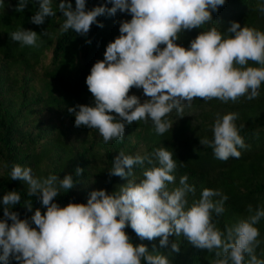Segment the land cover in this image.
<instances>
[{"label":"clouds","instance_id":"1","mask_svg":"<svg viewBox=\"0 0 264 264\" xmlns=\"http://www.w3.org/2000/svg\"><path fill=\"white\" fill-rule=\"evenodd\" d=\"M33 2L38 9L30 17L32 23H44L45 17L55 16L58 9L65 18L61 31L81 35L87 34L92 24L103 26L99 16H114L117 11L130 14V19L120 21L119 35L106 44L103 59L92 64L85 78L93 104L68 108L74 126L97 129L105 143L123 138L125 124L138 120H151L155 132L162 135L172 126L167 115L173 110L182 112L184 102L194 98L227 102L241 96L252 100L264 82V32L260 30L232 21L225 28L231 35L211 27L198 32L187 48L175 42L182 31L213 20L212 12L225 0H104L87 10L86 0H75L74 7L71 0H58L55 9L54 0H17L15 10L21 12ZM5 3L0 0V8ZM258 11L264 13V4ZM11 39L36 46L38 34L21 27L11 33ZM132 87L142 88L148 99L141 102L137 95H129ZM236 119L233 112L218 114L213 138L200 139L201 145L213 149L217 159L239 158L238 148L246 147ZM152 156L158 165H153ZM172 157L165 147L143 156L121 151L109 170L110 176L128 177L118 191L93 189L86 203L70 201L64 206L54 198L62 189L65 192L74 187L72 175L37 179L30 167L13 164L10 178L25 181L27 196H37L46 207L43 214L35 209L30 219H21L10 210L21 202L20 193L12 190L0 197L4 206L0 264H10V258L17 264H170L166 255L150 252L142 243L133 244L125 232L128 226L141 239L159 237L161 246H167L174 234L183 235L198 248L221 249L223 255L216 264H245L246 256V264H264V259L254 254L259 243L255 225L264 218V208L253 210L249 205L246 219L221 232L213 222V213L224 211L228 197L218 189L204 188L199 199L189 205L187 196L195 189L187 183V175L180 177L179 186L168 188L175 179ZM145 162L153 166L144 169L143 179H131L133 166ZM82 171L75 169L77 175ZM24 204L31 209V201ZM170 247L173 252L180 250L177 241ZM216 255L221 256V252Z\"/></svg>","mask_w":264,"mask_h":264},{"label":"trees","instance_id":"2","mask_svg":"<svg viewBox=\"0 0 264 264\" xmlns=\"http://www.w3.org/2000/svg\"><path fill=\"white\" fill-rule=\"evenodd\" d=\"M102 2L104 0H86V10ZM56 3L58 0L53 2L54 9ZM71 3L74 7L75 0H71ZM16 4L17 0H6L5 7L0 8V57L11 65L22 66L24 72H29L42 65L44 58L49 56L48 64L42 65L46 85L41 93L40 103L56 109L77 104L92 105L93 97L87 88L85 78L92 64L103 59L106 44L119 35L120 21L130 19V14L117 11L114 16H99L97 19L103 26L97 27L96 24H92L89 32L81 35L72 30L61 31L60 26L65 18L58 9L55 16L45 17L44 23L36 25L31 22L30 17L38 9V4L29 3L21 12L15 10ZM262 4L264 0H225L223 6L212 12L213 20L200 28L182 31L175 42L187 48L198 32L211 27H216L222 34L231 35L225 32V28L232 21L264 32V13L258 11ZM21 27L37 32L36 46L22 45L11 39V33ZM89 40L91 43L87 42ZM249 64L254 62L249 61ZM258 91L259 95L252 100L241 96L235 101L227 102L217 98L208 100L194 98L191 102H184L182 112L173 110L167 115L166 119L172 126L162 135L155 132L151 120L125 124L123 138L116 139L112 153L114 157L121 151L126 155L143 156L152 154L161 147L167 148L173 153L172 158L176 162V168L172 173L175 179L168 185L169 190L179 186L180 177L187 175V183L195 189L187 196L189 205L199 199L204 188L218 189L228 197L223 204L224 211L219 215L213 213L215 226L221 232H225L227 227L249 216V205L253 210L257 206L264 208V82ZM128 94L137 95L141 102L148 99L142 88L132 87ZM31 105L32 102L25 106L22 109L23 113L13 115L9 110H5L0 116V197L12 190L20 193L21 202L10 209L18 213V218L30 219L35 209H40L43 214L46 206L41 205L37 196H27L28 185L25 181L10 178L9 173L13 164L30 167L31 174L37 179L46 178L51 174H56L59 178H63L65 174L72 175L74 187L65 192L62 189L54 198L60 206L70 201L86 203L91 190L103 188L111 193L118 191L120 185L127 182L128 177L109 175L112 163L99 166L91 162L98 154L94 142L96 130L84 125L74 126V117L69 119L75 129L90 131L92 134L93 138L89 144L86 137L80 142L82 136L79 139L75 138L72 132L62 128H56L50 139L46 138L44 133L32 135L31 131L21 129L19 122L28 121L29 116L34 113ZM229 112L237 114L235 123L246 147L238 148L239 158L229 157L227 160H220L215 157L210 146L200 144V139L211 140L217 115ZM56 152L58 157L50 164L49 160ZM83 157L88 160L87 169H82L83 171L77 175L75 169L81 165L80 159ZM152 159L153 165H158L154 156ZM153 165L145 162L142 166H133L130 178L139 182L143 179L144 169ZM26 201H31V209L24 204ZM3 208L4 206L0 204V218H4ZM255 227L259 231L257 237L259 243L254 254L258 259H264V218H261ZM125 232L133 244L142 243L148 251L166 255L170 264H216L223 255L221 249L209 251L198 248L183 235L180 237L170 235L169 244L161 246L159 237L151 241L141 239L130 226L125 228ZM173 241L178 242L180 249L178 252L171 251L170 245ZM217 252H221V256H217ZM248 259L246 256L245 264ZM10 264L17 262L10 258Z\"/></svg>","mask_w":264,"mask_h":264},{"label":"rangeland","instance_id":"3","mask_svg":"<svg viewBox=\"0 0 264 264\" xmlns=\"http://www.w3.org/2000/svg\"><path fill=\"white\" fill-rule=\"evenodd\" d=\"M48 62L49 56H46L42 65L45 66ZM42 65L36 66L32 71L24 72L22 66L11 65L0 57V116L5 110H9L13 115L23 113L22 109L32 102L34 113L29 116L28 121L21 120L19 122L21 129L31 131L32 135L38 132L44 133L46 138L50 139L56 128H62L67 132H72L75 138L79 139L82 136L79 141H83L86 137L87 144H89L93 138L90 131L83 132L80 129H75L70 123L69 118L74 116L68 111V108L74 106H63L56 109L40 103V96L46 85L42 74ZM95 130V151L98 154L91 162L99 166H107L113 161L112 149H114L116 139L105 143L98 130L94 128ZM57 157L58 153L56 152L51 156L49 163L53 164ZM80 160L82 162L81 169H87L88 160L86 157Z\"/></svg>","mask_w":264,"mask_h":264}]
</instances>
